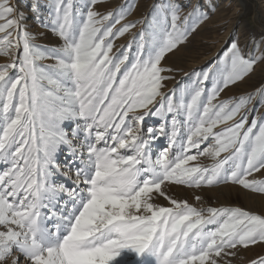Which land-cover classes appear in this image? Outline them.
<instances>
[{"label": "snow or ice", "instance_id": "obj_1", "mask_svg": "<svg viewBox=\"0 0 264 264\" xmlns=\"http://www.w3.org/2000/svg\"><path fill=\"white\" fill-rule=\"evenodd\" d=\"M104 2L0 0V55L10 57L0 64V264H231L241 248L264 245V214L197 207L167 189L264 194V85L219 99L264 54L233 40L219 63L165 92L174 79L165 57L207 12L164 0L150 20L121 23L134 5L102 12ZM29 19L58 43H37L45 32L28 31ZM149 116L160 123L145 126Z\"/></svg>", "mask_w": 264, "mask_h": 264}, {"label": "rangeland", "instance_id": "obj_2", "mask_svg": "<svg viewBox=\"0 0 264 264\" xmlns=\"http://www.w3.org/2000/svg\"><path fill=\"white\" fill-rule=\"evenodd\" d=\"M18 2L21 7H24L28 0H18ZM178 2L185 6L183 9L184 14L190 11L193 4H199L207 12L209 18L201 23L184 43L165 57L163 64L174 69L173 72L168 74L174 79L164 82L166 84L165 92L174 87L191 84L196 79L194 73L201 72L210 65L219 63L233 40L238 41L245 55L249 53L254 56L264 54V0H178ZM125 3L134 5V7L131 14L121 23L143 18L150 20L155 8L163 4L164 0H105L103 4L97 6V9L107 12ZM26 23L28 25L27 30L30 32H45L43 37H38L37 43L44 45L58 43V39L51 32H46L43 28L38 27L31 19ZM143 27L144 24L138 23L131 32L116 39V47L113 51L115 52L121 45H127L133 34L138 33ZM134 51L135 49H133V53ZM9 62L10 57L0 55V64ZM41 63L47 64L51 61L45 60ZM261 85H264V61L258 62L253 72L243 81L221 92L219 99L225 100L239 96L251 92ZM208 86H211V82H208ZM261 111H264V109H261ZM159 123L160 121L157 118L151 116L147 117L144 122L145 126L158 125ZM67 127L70 128L71 125H67ZM218 130L219 128L214 131ZM166 145L167 140L161 137L155 143V150L162 149ZM204 146L201 145L202 148ZM58 159L63 163L65 154L61 152ZM197 162L202 165H210L212 160L210 157L201 156ZM256 176L257 178H264V173H257ZM57 180L71 186V181L63 176H58ZM167 190L175 198L186 199L197 207L238 206L257 214H264V194L251 192L238 185L220 184L212 187L202 186L199 189L172 186ZM196 196L201 197V200L196 201ZM157 203L167 205V201L163 198L158 199ZM260 256H264V245L250 246L247 249L241 248L236 256L227 257L226 259L230 260L231 264H250L252 260Z\"/></svg>", "mask_w": 264, "mask_h": 264}]
</instances>
